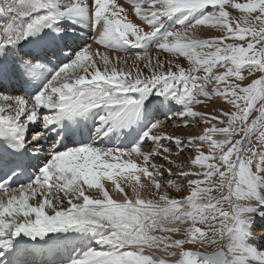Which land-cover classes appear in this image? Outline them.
I'll use <instances>...</instances> for the list:
<instances>
[{
	"label": "snow or ice",
	"instance_id": "obj_1",
	"mask_svg": "<svg viewBox=\"0 0 264 264\" xmlns=\"http://www.w3.org/2000/svg\"><path fill=\"white\" fill-rule=\"evenodd\" d=\"M131 3L0 0V264H264V0Z\"/></svg>",
	"mask_w": 264,
	"mask_h": 264
},
{
	"label": "bare ground",
	"instance_id": "obj_2",
	"mask_svg": "<svg viewBox=\"0 0 264 264\" xmlns=\"http://www.w3.org/2000/svg\"><path fill=\"white\" fill-rule=\"evenodd\" d=\"M116 3L117 4H121L123 5V7L127 10V14H128V18L129 20H131L132 22L140 25L142 28H144V25L142 23H139L137 20L139 19H134V15H131L129 13V9H133L131 8L130 5H127L128 3L129 4H132L131 3V0H116ZM133 7V6H132ZM214 32V31H213ZM213 32H208V31H202L199 33V35L202 37V36H209V35H212ZM203 33V34H202ZM215 33V32H214ZM78 35L80 36V39L77 41V45H82L84 43H87V44H90L92 46L93 49H99L100 53H105L107 52L111 57H115V56H119V57H128V66H131L132 65V62H133V57H132V54L131 52H135L137 50H134V49H129V52L128 53H125V52H113L109 49H106L104 48L103 45H97L96 43H94V37H95V33L91 30H84L82 32H79ZM166 68V67H165ZM145 72H147V70H145ZM13 88H15L14 91H10L8 94H11V95H21V94H24L22 91H20V86H16V85H13L12 86ZM221 102V100H220ZM223 102V101H222ZM213 104V103H211ZM210 104V105H211ZM214 106V105H213ZM178 107V106H177ZM211 108L212 106H207L206 107V110L207 111H211ZM159 120H162L164 121L165 123V126H164V131L167 133V134H170V132H172L171 128H174L176 127V120H170V119H165V117L163 115H160L158 117ZM179 121V120H178ZM89 124H91V121L88 122ZM126 131H130V130H126ZM179 135H176V136H180V137H187L189 136L188 134V131L186 132H183V133H178ZM82 139H85L84 137H81L79 135L75 136V137H69L68 139H66L64 141V145L65 146H68V147H71V146H76V144L81 141ZM129 139L130 138H125L124 136H121L120 139H116V138H113L111 141H105L103 144H101V146L103 147H112V148H122V149H127L128 147H130V144H129ZM165 144H170L169 141L165 140L164 141ZM148 147H154V145H152L151 141H148ZM176 151V149L174 150ZM192 154L190 153H186V155H182L180 154L179 156H176V157H173L174 159H176L177 163H183V164H188L189 161L186 159V157L188 156H191ZM160 161H162L161 159L157 158L156 160L153 161V163H156V164H159ZM138 164H141L142 161H137ZM177 171V170H176ZM36 172V171H35ZM141 180L142 182L144 181V177H141ZM179 183V182H178ZM106 186L109 188L111 194L119 199L120 197L117 195V193H115L114 191H112V184L111 182H106ZM171 191V190H170ZM173 191V190H172ZM170 194L174 197H177L179 198L180 196L184 195V193L182 194H174V193H171ZM174 194V195H173ZM253 235L254 236H261V235H264V221H261L259 219H257L256 221V224L254 225L253 227ZM256 247L259 248L260 251L264 252V248H261L258 244L255 245Z\"/></svg>",
	"mask_w": 264,
	"mask_h": 264
},
{
	"label": "rangeland",
	"instance_id": "obj_3",
	"mask_svg": "<svg viewBox=\"0 0 264 264\" xmlns=\"http://www.w3.org/2000/svg\"><path fill=\"white\" fill-rule=\"evenodd\" d=\"M238 2H242V0H238ZM127 5H130L131 6V8H133L132 6V4H127ZM129 13L131 14V15H134V19H139L136 15H135V12H134V8L133 9H129ZM139 23H142L143 25H144V30L145 31H148L149 30V27H148V25H146L145 23H143L140 19L139 20H137ZM167 27L171 30V29H174V28H177L178 27V24H176V22L175 21H170V22H168L167 23ZM203 34V33H202ZM215 33L213 32L212 33V35H214ZM210 36V35H209ZM209 36H202L201 38H208ZM150 52L153 54V55H156V52H157V50L156 49H150ZM131 54H133V52H131ZM166 55L167 54H161V59H164L165 57H166ZM180 59V63L183 65V66H185V67H187L188 65H187V61L184 59V58H179ZM165 67L167 68V64L165 65ZM166 68H165V70H166ZM257 78H258V74H257ZM250 79L251 78H249L248 80H246L245 81V83H248V82H250ZM211 87V86H210ZM211 103H213V104H211ZM211 104V105H210ZM214 105V106H213ZM207 106H212V108H211V111L214 109V110H216L217 112L221 109V108H225L226 107V105L224 104V102H220V100L218 99V98H216V97H213L212 98V100H210V101H208V103H207ZM195 110H197V111H205V112H209V111H207L206 110V107H204V106H196V108H195ZM253 115H255V113H253ZM197 122H198V118L197 119H195V120H189L188 121V123L190 124V125H195V124H197ZM184 122H182V121H178V120H176V127H174V128H171V130H172V132H170V134L171 135H173V136H176V135H179L178 133H183V132H186V131H188V134L189 135H194V134H197V133H199L200 131H201V128L200 127H189V128H184V127H182L181 125L183 124ZM254 143H255V140H254ZM169 146L170 147H172V150L174 151L175 150V147H173L172 146V144L170 143L169 144ZM186 153L188 154V153H190V154H192L191 152H189V151H185V152H183L182 153V155H186ZM161 163H164L163 161H160V163L159 164H161ZM173 171L175 172L176 171V169H173ZM179 183H183V181H178ZM171 193H174L175 195L176 194H182V193H176L174 190L172 191H170ZM173 194V195H174ZM223 243H227V241L225 240V241H223Z\"/></svg>",
	"mask_w": 264,
	"mask_h": 264
}]
</instances>
